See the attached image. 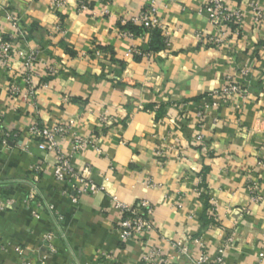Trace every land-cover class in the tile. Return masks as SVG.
<instances>
[{
	"label": "crops",
	"instance_id": "0c3cea01",
	"mask_svg": "<svg viewBox=\"0 0 264 264\" xmlns=\"http://www.w3.org/2000/svg\"><path fill=\"white\" fill-rule=\"evenodd\" d=\"M79 1L87 4L83 13ZM150 1L0 0V33L12 31L9 11L29 33L14 44L20 53L9 62L11 71H0L7 126L61 123L73 136L91 138L94 145L78 151L72 164L102 188L75 204L74 189L54 178V154L37 141L5 146L0 139V193L16 201L0 211V241L8 248L0 251L1 264H146L154 249L171 264H199L203 256L208 264H264V169L258 164L264 157V23L254 24L248 12L252 1L264 10V0H232L246 20L219 47L199 42L217 34L203 0H157L171 46L152 63L130 52L145 48L141 40L118 36L120 20ZM38 48L43 54L34 63L32 97L11 99L13 75ZM50 65L58 67L56 76ZM244 68L251 70L247 98L222 103L212 113L217 123L207 118L197 143L198 110ZM63 148L70 151L69 141ZM37 163L46 169L39 182L31 170ZM249 180H260L258 202L246 188ZM33 186L36 215L22 205ZM142 200L155 207L157 232L148 243L123 241L116 230L121 206ZM49 233L57 255L44 242ZM181 248L185 258L178 257Z\"/></svg>",
	"mask_w": 264,
	"mask_h": 264
},
{
	"label": "built area",
	"instance_id": "2783aa9c",
	"mask_svg": "<svg viewBox=\"0 0 264 264\" xmlns=\"http://www.w3.org/2000/svg\"><path fill=\"white\" fill-rule=\"evenodd\" d=\"M203 11L207 13L210 23L216 29L217 34L210 37H200L199 42L202 46H216L228 44L229 37L236 33L238 34L240 28L245 23L247 12L241 7L233 4L232 0H203ZM87 9L85 1L78 2V13H83ZM249 14L252 18V22L256 25L264 23V10L254 1L249 4ZM103 16H108L109 11L104 10L101 13ZM6 19L10 23L11 33L9 37H5L0 33V71H11L9 62L12 57L20 51H16L15 42L19 40H26L29 37L28 29L18 17L14 11L6 13ZM120 23L123 27L133 26L137 29L143 30V33H138L120 28L118 30V36L126 40L139 39L145 48L139 49L131 47L130 52L133 56L142 57L148 61L155 62L154 54L149 50V35L152 32L160 31L163 38L164 51L166 52L171 46V36L167 32L164 20L161 15V10L157 0H151L147 3L138 13L122 18ZM62 32V31H61ZM43 49L38 48L33 51L26 63L22 68L13 75L10 83L8 94L11 99H17L19 97H26L29 99L32 97L34 91L33 79L34 63L38 61V58L42 56ZM49 75L56 76L59 69L56 65H50ZM251 70L244 68L240 73V78H232L228 80V85L222 89H218L210 94L208 103L202 105L197 112L198 122L195 124L192 135L193 139L201 144L203 141V129L205 126V120L212 118V123H217L218 119L213 116V112L218 110L222 103H231L237 101L239 97L246 99L248 95V76ZM25 84V88H21L19 82ZM25 89V90H24ZM24 94V95H23ZM67 101V98L64 99ZM0 139L3 145L14 143L16 146H20V142L24 139L28 142L37 141L40 149L47 153L54 154L56 157L54 178L57 182L67 183L69 187L74 189L75 196L73 202L76 204L78 198L84 195L96 196L102 188L91 182L85 174H78L72 164L74 155L86 146H93V141L89 137H77L71 134L70 127L65 124H57L53 128L40 127L37 124H32L29 127L22 129L16 126H7L6 123V109L0 112ZM69 141L70 151H64L63 144ZM165 151H159L158 155L164 157ZM259 166L264 169V157L259 160ZM31 170L36 174L35 182H39L41 174L46 169L42 163H37L31 167ZM87 172L89 168L85 169ZM246 188L251 194V199L254 202L260 200L259 188L260 180H249ZM199 196L204 194L203 189H197ZM38 191L33 186L29 191L26 199H24L22 205L28 209H33V215H36V207H40L38 199ZM16 204V201L11 197L2 196L0 193V211L11 209ZM121 213L123 219L118 222L116 230L119 232L123 241L136 240L143 243H148L157 230L153 222L155 215V207L148 200H142L133 206L122 205ZM44 242L46 243L51 255L58 254V248L55 244V237L52 233L44 236ZM0 251L7 253L8 248L0 241ZM17 254L23 255L22 249L16 248ZM178 257L185 258L187 251L181 248L177 251ZM146 264H171L170 258L165 255H161L159 251L154 249L152 253L145 258ZM1 264V263H0ZM20 264H33L29 261H21ZM199 264H208L205 256L199 261Z\"/></svg>",
	"mask_w": 264,
	"mask_h": 264
},
{
	"label": "trees",
	"instance_id": "16d2710c",
	"mask_svg": "<svg viewBox=\"0 0 264 264\" xmlns=\"http://www.w3.org/2000/svg\"><path fill=\"white\" fill-rule=\"evenodd\" d=\"M122 29H128L131 31H134L141 35L143 33V30L137 29L133 26L123 27L120 25ZM149 50L154 54L155 57L158 56L161 52L164 51V45H163V38L161 36L160 31H155L150 33L149 35Z\"/></svg>",
	"mask_w": 264,
	"mask_h": 264
}]
</instances>
